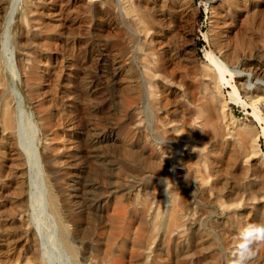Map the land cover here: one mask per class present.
Segmentation results:
<instances>
[{
    "label": "rangeland",
    "instance_id": "rangeland-1",
    "mask_svg": "<svg viewBox=\"0 0 264 264\" xmlns=\"http://www.w3.org/2000/svg\"><path fill=\"white\" fill-rule=\"evenodd\" d=\"M8 8L0 264H264V0Z\"/></svg>",
    "mask_w": 264,
    "mask_h": 264
},
{
    "label": "bare ground",
    "instance_id": "bare-ground-1",
    "mask_svg": "<svg viewBox=\"0 0 264 264\" xmlns=\"http://www.w3.org/2000/svg\"><path fill=\"white\" fill-rule=\"evenodd\" d=\"M8 2H10V0H3V1H1L0 2V16H1V18H0V21L1 22H3L2 21V19L4 18V16H6L7 15V13H8V9H10V8H8V6H9V3ZM16 2H18V0H15V3ZM217 61V60H216ZM214 63H215V65H218V63L217 62H215L214 61ZM221 76V75H220ZM244 92V91H243ZM234 93L236 94L237 93V89L236 88H234ZM233 93V94H234ZM215 98V97H214ZM213 98V99H214ZM234 98V97H233ZM239 101V100H238ZM262 101H264V99L262 100ZM215 102V101H214ZM216 103V102H215ZM241 104V103H240ZM245 103H243V105H244ZM4 106V105H3ZM254 111H255V116H256V119H257V121L260 123V124H264V119L261 117V115H260V111H259V109H258V107L257 106H254ZM1 116L3 117V121H4V127H5V131H8V132H14V118H13V113H11V110H10V108L8 109V107L7 106H5L3 109H2V111H1ZM247 129V128H246ZM251 130V129H250ZM252 131H253V129H252ZM12 134V133H11ZM253 134V133H252ZM261 135V137H262V134H260ZM263 136H264V131H263ZM227 137V136H226ZM255 138V137H254ZM229 139V138H228ZM258 140V139H257ZM248 143V142H247ZM255 144V143H254ZM253 144V145H254ZM246 145V144H245ZM252 145V144H251ZM256 145V144H255ZM25 153V152H24ZM25 156H26V158L29 160V156L25 153L24 154ZM26 159V163L28 162V164H29V167H30V174L32 175V172H33V168H34V165H32V167H31V164L29 163V161ZM31 160V159H30ZM236 184V183H235ZM262 188L264 189V185H262ZM176 217V216H175ZM174 217V218H175ZM174 218L172 219V220H174ZM172 222V221H171ZM181 226V225H180ZM171 232V231H170ZM172 238V237H171ZM180 238V237H179ZM184 260V259H183ZM191 261V260H190ZM185 263V262H184Z\"/></svg>",
    "mask_w": 264,
    "mask_h": 264
},
{
    "label": "clouds",
    "instance_id": "clouds-1",
    "mask_svg": "<svg viewBox=\"0 0 264 264\" xmlns=\"http://www.w3.org/2000/svg\"><path fill=\"white\" fill-rule=\"evenodd\" d=\"M15 4V0H10L9 6H13ZM4 26H0V47H2V40H3V33H4ZM239 71H248L247 69H239ZM257 79H260V77H257ZM253 240H264V231H262L259 234H253L252 237ZM250 258V255H246L243 257L237 256V259L235 261V264H246L247 260Z\"/></svg>",
    "mask_w": 264,
    "mask_h": 264
},
{
    "label": "trees",
    "instance_id": "trees-1",
    "mask_svg": "<svg viewBox=\"0 0 264 264\" xmlns=\"http://www.w3.org/2000/svg\"><path fill=\"white\" fill-rule=\"evenodd\" d=\"M195 1H197V0H195Z\"/></svg>",
    "mask_w": 264,
    "mask_h": 264
}]
</instances>
